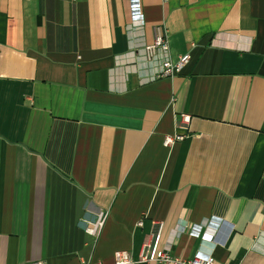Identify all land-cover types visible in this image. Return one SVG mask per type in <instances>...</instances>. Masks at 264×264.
I'll return each mask as SVG.
<instances>
[{
    "label": "crops",
    "instance_id": "1",
    "mask_svg": "<svg viewBox=\"0 0 264 264\" xmlns=\"http://www.w3.org/2000/svg\"><path fill=\"white\" fill-rule=\"evenodd\" d=\"M263 217L264 0H0V264H264Z\"/></svg>",
    "mask_w": 264,
    "mask_h": 264
},
{
    "label": "built area",
    "instance_id": "2",
    "mask_svg": "<svg viewBox=\"0 0 264 264\" xmlns=\"http://www.w3.org/2000/svg\"><path fill=\"white\" fill-rule=\"evenodd\" d=\"M167 51V39L161 28H157L155 31V40L153 45L145 48V53L148 60H152L158 55V53H166ZM189 62L188 56L179 58L176 62H171L169 59H164L161 64L160 71L157 73L156 79L173 77L180 73L185 65ZM183 122H188V117H184ZM177 141L183 140V137H167L165 139V145H171ZM108 212H99L95 220L85 227V232L97 240L105 226L108 218ZM264 218V217H263ZM142 261H156L166 264H213V260L210 258H203L200 256L195 257L191 261H185L180 259H173L164 252L157 253L156 249L152 251L149 257H142ZM131 259L125 252H118L115 254V264H130ZM85 264H100L88 262Z\"/></svg>",
    "mask_w": 264,
    "mask_h": 264
}]
</instances>
